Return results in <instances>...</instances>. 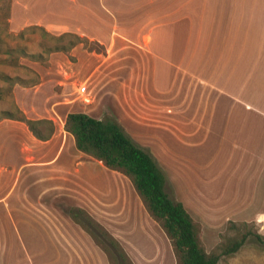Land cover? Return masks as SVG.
<instances>
[{
  "label": "crops",
  "instance_id": "0c3cea01",
  "mask_svg": "<svg viewBox=\"0 0 264 264\" xmlns=\"http://www.w3.org/2000/svg\"><path fill=\"white\" fill-rule=\"evenodd\" d=\"M62 8L66 19L77 14L80 37L102 49L90 53L80 44L78 51L80 62L94 61L87 70L100 90L94 99L95 105H101L99 112L114 113L137 144L158 137L165 147L170 137L172 142L191 137L200 145L203 141L198 137H210V197L214 194L229 203L225 207L250 219L264 211L247 213L256 201L264 209V0H62ZM22 92L15 89L14 97L27 114L31 100H25ZM41 95L37 100L44 97L54 103L51 109L60 120L51 138L40 141L31 133L39 143L30 147L18 133H11L27 147L25 152L12 148L16 158H22L15 162V174L10 177L16 185L20 181L23 187L31 184V189L65 180L56 176L58 172L73 171L81 177L88 163L79 161L82 153L63 130L71 113L65 102L44 91ZM84 114L98 120L104 116ZM1 151L12 152L0 142ZM42 189L37 200L49 193L53 200L57 197V187ZM64 189L61 186V192ZM10 197L8 192L0 202ZM40 206L46 220L61 213ZM96 209L89 214L95 217ZM65 218L68 225H60L62 230L49 219L47 224L59 233L78 226L68 214ZM61 236L62 241L48 242L60 249L47 259L49 263L109 264L101 249L92 254V243L72 240L69 233ZM34 243L39 242L28 244Z\"/></svg>",
  "mask_w": 264,
  "mask_h": 264
},
{
  "label": "rangeland",
  "instance_id": "374dc122",
  "mask_svg": "<svg viewBox=\"0 0 264 264\" xmlns=\"http://www.w3.org/2000/svg\"><path fill=\"white\" fill-rule=\"evenodd\" d=\"M62 9V0H0V113L10 111L33 121L48 120L56 130L60 120L55 109H51L54 103H48L44 97L37 100L44 91L64 101L71 113L90 111L95 116L104 115L102 119H115L114 113H100L101 105H95L94 99L100 90L89 79L91 72L87 70L93 68L94 61L91 58L87 63L80 62L78 53L80 44L90 53H100L102 49L95 42L81 38L77 14L73 18L76 22H72L73 19L63 17ZM80 86L86 87L83 95L77 92ZM15 89L23 91L25 100H31L27 114L16 104ZM23 125L26 124L0 118V142L12 151L0 152V197L8 192L11 196L0 202V264H51L47 259L60 249H54L48 242L62 241L61 234L67 233L72 240L87 245L92 243L97 249L92 247V254H98L101 248L80 226H71L67 233H59L47 224L49 219V223L66 227L67 214L73 223L69 211L76 206L84 208L88 214H94L97 208L95 217L89 215L120 244L129 264H178L169 238L147 212L129 179L117 171H110L90 156L80 154L79 161L88 162L81 177L73 171L62 175L58 172L56 176L65 179L60 183L38 184L35 189H31V184L23 187L22 181L14 184L10 175L14 173L15 162H21L22 156L17 159L12 148L25 152L27 146L22 147L11 133H18L23 143L30 147L39 143ZM49 127L42 124L38 129L48 135ZM200 139L203 143L197 145L195 142L199 141L192 142L191 137L178 142H172L173 137H170L164 147L158 137H150L139 140L138 145L149 152L164 172L167 194L184 206L207 254L220 255L232 241L246 237L237 252L220 256L217 264H264V211L250 219L235 213L239 210L233 207H225L229 203L216 199L214 194L210 197V137L197 138ZM47 186L57 187L54 191L57 197L53 200L49 193V197L37 200L42 188ZM27 191V197L23 198ZM43 205L45 209L55 208L61 213L56 212L46 220L42 212L46 211L38 207ZM261 210L264 209H260L256 201L247 213ZM256 236H260L262 242ZM29 241L39 243L30 246ZM102 252L109 264H116Z\"/></svg>",
  "mask_w": 264,
  "mask_h": 264
},
{
  "label": "trees",
  "instance_id": "16d2710c",
  "mask_svg": "<svg viewBox=\"0 0 264 264\" xmlns=\"http://www.w3.org/2000/svg\"><path fill=\"white\" fill-rule=\"evenodd\" d=\"M0 118L25 123L40 141L48 140L54 131L52 122L48 120L33 121L10 111L1 112ZM42 124L50 126L48 135L39 131L38 126ZM64 129L73 137L79 152L129 179L147 212L169 238L178 264H217L220 256L235 253L242 246L245 236L228 244L220 255L207 254L199 243L192 218L180 202L167 194L164 172L149 152L134 142L115 119L98 120L84 113H69ZM69 214L78 226L92 236L109 260L116 264H129L120 244L84 210L75 208ZM256 238L262 242L260 236Z\"/></svg>",
  "mask_w": 264,
  "mask_h": 264
},
{
  "label": "built area",
  "instance_id": "2783aa9c",
  "mask_svg": "<svg viewBox=\"0 0 264 264\" xmlns=\"http://www.w3.org/2000/svg\"><path fill=\"white\" fill-rule=\"evenodd\" d=\"M86 91V87L85 86H80L78 89H77V92L79 95H83Z\"/></svg>",
  "mask_w": 264,
  "mask_h": 264
}]
</instances>
